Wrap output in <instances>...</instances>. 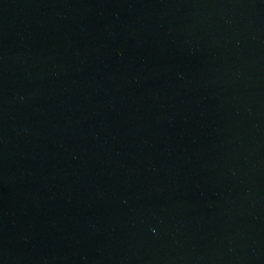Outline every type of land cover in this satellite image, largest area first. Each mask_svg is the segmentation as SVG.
<instances>
[{"label":"water","instance_id":"water-1","mask_svg":"<svg viewBox=\"0 0 264 264\" xmlns=\"http://www.w3.org/2000/svg\"><path fill=\"white\" fill-rule=\"evenodd\" d=\"M0 264H264V0H0Z\"/></svg>","mask_w":264,"mask_h":264}]
</instances>
